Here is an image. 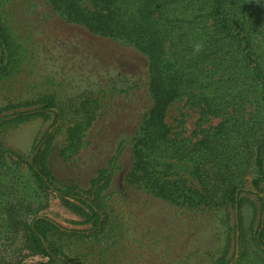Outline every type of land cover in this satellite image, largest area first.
<instances>
[{
  "label": "trees",
  "instance_id": "16d2710c",
  "mask_svg": "<svg viewBox=\"0 0 264 264\" xmlns=\"http://www.w3.org/2000/svg\"><path fill=\"white\" fill-rule=\"evenodd\" d=\"M44 1L68 23L134 45L148 57L152 108L132 139L128 184L177 205L231 211L234 226H227V234L233 236L211 264H243V209L253 204L258 223L251 226L252 238L264 258V0ZM0 51L4 75L15 65L17 51L1 10ZM184 98L200 108L203 120L221 118L195 142L179 137L167 122L168 108ZM81 107L45 95L0 108L2 131L37 119L51 122L25 163L37 190L59 198L87 226L67 228L42 214V204L21 191L22 177L13 164L22 162L11 164L8 150L0 147V264H24L29 254L46 259L44 264H94L78 258L76 243L108 234L106 201L118 156L88 188L59 181L49 160L59 135L66 148L80 146L89 125L74 119ZM161 158L191 162L199 188L163 176L156 166Z\"/></svg>",
  "mask_w": 264,
  "mask_h": 264
},
{
  "label": "rangeland",
  "instance_id": "374dc122",
  "mask_svg": "<svg viewBox=\"0 0 264 264\" xmlns=\"http://www.w3.org/2000/svg\"><path fill=\"white\" fill-rule=\"evenodd\" d=\"M0 4L17 51L15 65L0 75V108L45 95L55 96L60 104L74 100L76 106H82L74 119L89 125L82 131L80 146L66 148L59 135L50 154L53 173L63 183L88 188L97 172L118 156L106 201L108 234L77 242L78 258L88 257L94 264L215 262L233 236L227 234V226H234L231 211L225 206L177 205L143 186L128 184L126 179L133 163L132 139L152 108L148 57L134 45L68 23L44 0H0ZM167 122L179 137L195 142L221 118L203 120L200 108L190 106L184 98L168 108ZM50 125V121L37 119L16 129L0 130V147L8 150L11 164L22 162L19 167L13 164L22 177L21 191L36 206L42 204V214L67 228H87L80 224L83 218L59 198L37 190L25 163L38 136ZM156 166L165 172L163 176L180 178L199 188L191 162L161 158ZM247 180H251L250 175ZM257 223L255 206L246 204L241 224L245 235L241 243L243 264H264L252 238L251 226L255 229ZM46 262L29 254L24 264Z\"/></svg>",
  "mask_w": 264,
  "mask_h": 264
},
{
  "label": "clouds",
  "instance_id": "9594fccd",
  "mask_svg": "<svg viewBox=\"0 0 264 264\" xmlns=\"http://www.w3.org/2000/svg\"><path fill=\"white\" fill-rule=\"evenodd\" d=\"M195 47H196V50L198 51L199 48L201 47V45L200 44H197Z\"/></svg>",
  "mask_w": 264,
  "mask_h": 264
}]
</instances>
